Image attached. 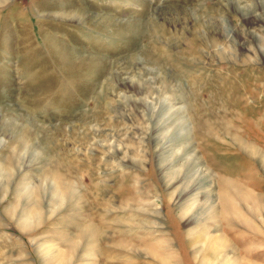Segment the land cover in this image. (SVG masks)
I'll return each mask as SVG.
<instances>
[{"label": "rangeland", "instance_id": "374dc122", "mask_svg": "<svg viewBox=\"0 0 264 264\" xmlns=\"http://www.w3.org/2000/svg\"><path fill=\"white\" fill-rule=\"evenodd\" d=\"M0 264H264V0H0Z\"/></svg>", "mask_w": 264, "mask_h": 264}]
</instances>
